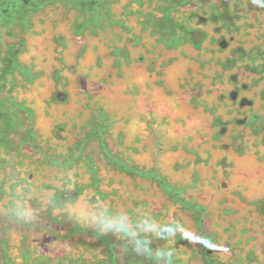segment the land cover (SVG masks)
I'll use <instances>...</instances> for the list:
<instances>
[{"label": "rangeland", "instance_id": "374dc122", "mask_svg": "<svg viewBox=\"0 0 264 264\" xmlns=\"http://www.w3.org/2000/svg\"><path fill=\"white\" fill-rule=\"evenodd\" d=\"M0 264H264V0H0Z\"/></svg>", "mask_w": 264, "mask_h": 264}, {"label": "crops", "instance_id": "0c3cea01", "mask_svg": "<svg viewBox=\"0 0 264 264\" xmlns=\"http://www.w3.org/2000/svg\"><path fill=\"white\" fill-rule=\"evenodd\" d=\"M243 99H246V100L249 101V102L244 103V104H241V101H242ZM252 104H253L252 100H251V99H248L247 97H241V98L239 99V101H238V106H240V107L251 106Z\"/></svg>", "mask_w": 264, "mask_h": 264}, {"label": "trees", "instance_id": "16d2710c", "mask_svg": "<svg viewBox=\"0 0 264 264\" xmlns=\"http://www.w3.org/2000/svg\"><path fill=\"white\" fill-rule=\"evenodd\" d=\"M253 70H255L256 72H261V70H262V65L259 66V67H257V68H254Z\"/></svg>", "mask_w": 264, "mask_h": 264}, {"label": "water", "instance_id": "95a60500", "mask_svg": "<svg viewBox=\"0 0 264 264\" xmlns=\"http://www.w3.org/2000/svg\"><path fill=\"white\" fill-rule=\"evenodd\" d=\"M223 44V43H222ZM247 102H249V101H247L246 99H243L242 101H241V104H244V103H247Z\"/></svg>", "mask_w": 264, "mask_h": 264}]
</instances>
